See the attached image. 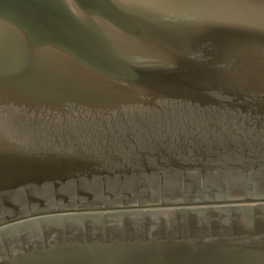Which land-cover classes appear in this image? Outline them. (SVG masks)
I'll use <instances>...</instances> for the list:
<instances>
[{
	"label": "water",
	"instance_id": "water-1",
	"mask_svg": "<svg viewBox=\"0 0 264 264\" xmlns=\"http://www.w3.org/2000/svg\"><path fill=\"white\" fill-rule=\"evenodd\" d=\"M0 264H264V0H0Z\"/></svg>",
	"mask_w": 264,
	"mask_h": 264
},
{
	"label": "flooded vegetation",
	"instance_id": "flooded-vegetation-1",
	"mask_svg": "<svg viewBox=\"0 0 264 264\" xmlns=\"http://www.w3.org/2000/svg\"><path fill=\"white\" fill-rule=\"evenodd\" d=\"M225 195H220V196H217L218 198H217V201H219L218 203L219 204H222V203H227V202H225V197H224ZM213 197H216V196H210L209 198H213ZM162 199H165V198H167V196H163V197H161ZM205 197H202V198H200V199H204ZM182 200V199H181ZM186 200V199H185ZM184 200V201H185ZM189 201H191V202H194L195 200H197V198H194V199H188ZM214 200H216V199H214ZM221 201V202H220ZM210 204V203H209Z\"/></svg>",
	"mask_w": 264,
	"mask_h": 264
},
{
	"label": "rangeland",
	"instance_id": "rangeland-1",
	"mask_svg": "<svg viewBox=\"0 0 264 264\" xmlns=\"http://www.w3.org/2000/svg\"><path fill=\"white\" fill-rule=\"evenodd\" d=\"M180 205H191V204H179V205H177V206H180ZM159 206V205H158ZM158 206H156V207H153V208H157ZM160 207V206H159ZM135 208H138V207H126V208H122V209H135ZM102 211H105V209H102Z\"/></svg>",
	"mask_w": 264,
	"mask_h": 264
}]
</instances>
